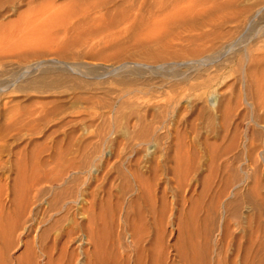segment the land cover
<instances>
[{"label":"rangeland","instance_id":"374dc122","mask_svg":"<svg viewBox=\"0 0 264 264\" xmlns=\"http://www.w3.org/2000/svg\"><path fill=\"white\" fill-rule=\"evenodd\" d=\"M263 188L264 0H0V264H261Z\"/></svg>","mask_w":264,"mask_h":264},{"label":"bare ground","instance_id":"6f19581e","mask_svg":"<svg viewBox=\"0 0 264 264\" xmlns=\"http://www.w3.org/2000/svg\"><path fill=\"white\" fill-rule=\"evenodd\" d=\"M41 9H42V8H41ZM55 11H56V10H55ZM45 13H46V12H45ZM218 151H219V149H218ZM216 155H217V154H216ZM223 157H224V156H223ZM221 158H222V157H221ZM214 159H215V157H214ZM219 159H220V158H219ZM216 160H217V158H216ZM231 161H232V160H231ZM47 170H48V169H47ZM83 170H84V167H83V166H79V167L69 166V167H68V171H67L64 175L55 178L51 184H54V182H55L56 184H59V185H60V184H64V183L66 182V180H65L64 177L67 176V175H68L69 173H71L72 171H74L72 177L69 178L68 181H67L68 184H71V183L73 182L72 180L75 178L74 175L80 173V172L83 171ZM39 174H40V173H39ZM69 175H70V174H69ZM66 178H67V177H66ZM238 178H239V177H238ZM35 179H36V178H35ZM240 179H242V178H240ZM31 180H32V179H31ZM237 180H238V179H236V181H237ZM243 180H244V179H243ZM243 180H242V181H243ZM231 181H232V180H231ZM233 181H234V179H233ZM239 181H240V180H239ZM239 181H237V182H239ZM44 182H45V181H44ZM225 182H226V181H225ZM42 183H43L42 180L37 181L36 183L33 184V186H31L32 188L30 187L32 191H30V188H29V190H28V191H29V194H27V193L25 192V195H24V197H23V199H22V203L25 204V207H26V208H25V210H24L23 212H20L19 210L14 209V212L16 213V216H17L18 218H20V220H21V218H23L24 215L27 214V213L29 214V217H28V218H30V217L34 214V210H35V209H38V207L42 206V204H45V205L48 204V206H49V203H50L51 201L48 203V199H47V198H51V197H53V199H52V204L50 203L51 207L54 206L53 203H56V202H57V203H58V202H62V204H63L60 208H58L57 206H56V208H55V206L52 207V208L49 210V212H51L52 214H55V213L57 214V212H58L59 210H62V209L65 207V205H67V204H69V203H78L79 197L81 196L79 191H77L76 193H75L74 191H73V192L70 191L71 193H69V194H66V193L64 192V193L66 194V195H64V197H63V193H62V192H60L61 197H60L59 193H58V195H56V196H55V195L52 196V195H51V194H52V191H53L52 188H50L49 190H47V189H45V188H41L40 186H41ZM228 183H229V182H228ZM232 183H233V182H232ZM234 183H235V182H234ZM237 184H238V183H236V185H235V184H234V185L237 186ZM42 186H43V185H42ZM46 186H47V185H46ZM49 186H51V185H49ZM230 186L233 187V185H231V184H230ZM256 186H257V185H256ZM261 186H262V185H261ZM51 187H52V186H51ZM61 187H63V186H61ZM237 187H238V186H237ZM262 187H263V186H262ZM227 188H228V187H227ZM235 188H236V187H235ZM238 189H239V188H238ZM263 189H264V188H263ZM230 190H232V189H229V191H230ZM227 192H228V189H227ZM236 192H237V191H236ZM227 194H228V193H227ZM231 194H232V193H231ZM233 194H234V193H233ZM222 195H223V194H222ZM235 195H236V194H235ZM224 196L227 197V195H224ZM258 196H259V195H258ZM249 199H250V198H249ZM256 199H257V201L259 202L258 197L255 198V200H256ZM57 200H58V201H57ZM260 200H261V198H260ZM262 200H263V199H262ZM252 201H253V200H252ZM17 202H21V201H17V199H15L14 202H13V204H14L15 207L18 206V203H17ZM93 202H94V201H93ZM93 202L91 203L92 207H93ZM236 202H238V201H236ZM248 202H249V200H248ZM89 203H90V202H89ZM89 203H88V204H89ZM223 203H224V202H223ZM227 203H228V202H227ZM233 203H234V202H233ZM233 203H232V205H233ZM252 203L254 204V202H252ZM252 203H251V204H252ZM260 203H261V202H260ZM262 203H264V202H262ZM78 204H79V203H78ZM235 204H236V203H235ZM239 204H240V203H239ZM244 204H245V203H244ZM253 204H252V205H253ZM55 205H56V204H55ZM89 205H90V204H89ZM225 205H226V204H225ZM228 205H229V204H227V207H228ZM232 205H231V206H232ZM252 205H251V206H252ZM257 205H259V204H257ZM260 205H261V204H260ZM263 205H264V204H263ZM263 205H262V206H263ZM221 206H222V205H221ZM262 206H261V207H262ZM224 207H225V206H224ZM232 207L234 208L235 206H232ZM238 207L240 208V206H237V208H238ZM241 207H242V206H241ZM252 207H253V206H252ZM254 207H255V206H254ZM261 207H260V209H259V206H258V209H259L260 211H261V209H262ZM48 208H49V207H48ZM83 208H86V207H83ZM230 208H231V207H229V209H230ZM237 208H236V209H237ZM256 208H257V207H256ZM256 208H254V209H256ZM209 209H210V208H209ZM224 209H225V208H224ZM64 210H65V209H64ZM212 210H213V209H212ZM225 210H227V208H226ZM230 210H232V209H230ZM233 210H234V209H233ZM241 210H242V208H241ZM241 210H240V211H241ZM222 211H223V210H222ZM234 211H235V210H234ZM256 211H257V210H256ZM262 211H263V209H262ZM12 212H13V211H12ZM209 212H212V211L209 210ZM223 212H224V211H223ZM223 212H222V213H223ZM229 212H230V211H228V213H229ZM237 212H239V211H237ZM22 213H23V214H22ZM212 213H214V211H213ZM224 213H225V212H224ZM226 213H227V211H226ZM235 213H236V212H235ZM21 214H22V215H21ZM229 214H230V213H229ZM233 214H234V212H233ZM240 214H242V212H240ZM261 214H262V213H261ZM209 215H210V214H209ZM234 215H235V214H234ZM234 215H233V216H234ZM237 215H238V214H237ZM210 216H212V215H210ZM225 216H226V215H225ZM239 216H240V215H239ZM33 217H34V216H33ZM207 217H208V216H207ZM235 217H236V216H235ZM237 217H238V216H237ZM28 218H26V219L28 220ZM122 218H123V217H122ZM209 218H210V217H209ZM221 218H222V217H221ZM239 218H241V217H239ZM222 219H223V218H222ZM33 220H34V219H33ZM254 220H255V219H254ZM28 221L31 222V220H28ZM225 221H226V220H225ZM25 222H26V221H25ZM30 222H28V223H30ZM122 222H123V221H122ZM212 222H214V221H212ZM253 222H254V221H253ZM208 224H209V223H208ZM228 224H229V223L227 222V226H228ZM250 224H252V223H250ZM93 225L95 226V224H92V225H90V227H92ZM212 225H213V223H212ZM236 225H237V224H236ZM85 226H86V225H85ZM225 226H226V223H225ZM259 226H260V225H259ZM206 227H208V226H206ZM211 227H212V226H211ZM229 227H231V226L229 225ZM229 227H228V228H229ZM83 228H84V227H83ZM83 228L81 229L82 231H84ZM85 228H86V227H85ZM226 228H227V227H226ZM231 228H232V227H231ZM231 228H230V230H231ZM87 229H88V228H87ZM93 229H94V227H93ZM124 229H125V228H124ZM221 229H222V228H221ZM221 229H220V231H221ZM91 230H92V229H91ZM94 230H95V229H94ZM94 230H93V231H94ZM209 230H210V229H209ZM211 230H213V229H211ZM211 230H210V231H211ZM223 230H225V228H223ZM227 230H229V229H226V231H227ZM232 230H233V229H232ZM207 231H208V229H207ZM213 231H214V230H213ZM220 231H219V232H220ZM226 231H225V232H226ZM211 232H212V231H211ZM211 232H210V233H211ZM227 232H228V231H227ZM233 232H234V231H232V233H233ZM83 233H84V232H83ZM85 233H86V231H85ZM85 233L83 234L84 237L87 236V235H85ZM87 233H88V231H87ZM87 233H86V234H87ZM89 233H90V235L87 236L88 239H86L87 237L84 238V239H86V241L88 240V241L90 242V243L87 242L88 244H92V242H93L94 245H95L96 242H94V240H95L96 238L93 239L94 236H92V233H91V232H89ZM95 233H96V232H95ZM207 233L210 234L209 232H207ZM212 233H213V232H212ZM212 233H211V234H212ZM222 233H224V232H222ZM230 233H231V231H230ZM66 234H67V233H66ZM93 234H94V233H93ZM208 234H207V235H208ZM218 234H220V233H218ZM234 234H235V233H234ZM242 234H243V233H242ZM256 234H257V233H256ZM69 235L71 236V233H69ZM69 235H68V237L70 238ZM81 235H82V234H81ZM225 235H226V233H225ZM210 236H211V235H210ZM215 236H216V235H215ZM220 236H221V235H220ZM230 236H231V235H230ZM232 236H233V234H232ZM236 236H237V235H236ZM259 236H260V235H259ZM73 237H74V236H73ZM81 237H82V236H81ZM208 237H209V236H208ZM212 237H213V235H212ZM225 237H226V236H225ZM228 237H229V236H228ZM228 237H226V239H225L224 237H223V238H224L225 240H227V239H229ZM240 237H241V236H240ZM240 237H239V238H240ZM245 237H246V236H245ZM71 238H72V237H71ZM74 238H75V237H74ZM74 238H73V239H74ZM78 238H79V237H78ZM206 238H207V237H206ZM221 238H222V237H221ZM231 238H232V237H231ZM231 238H230V239H231ZM235 238H237V237H235ZM249 238H250V237H249ZM67 239H68V238H67ZM84 239H82V240H84ZM119 239H120V238H119ZM119 239H118V240H119ZM138 239H139V238H138ZM138 239H137V241H139ZM208 239L210 240V238H208ZM230 239H229V240H230ZM237 239H238V238H237ZM250 239H252V237H251ZM260 239H261V238H260ZM260 239H259V240H260ZM68 240H69V239H68ZM68 240H67V241H68ZM120 240H121V239H120ZM191 240H192V239H191ZM205 240H207V239H205ZM262 240H264V239H262ZM70 241H71V239H70ZM137 241H136V242H137ZM210 241H211V240H210ZM210 241H209V242H210ZM238 241H239V240H238ZM81 242H83V241H81ZM100 242H101V241H100ZM100 242H99V244H100ZM134 242H135V241H134ZM139 242H140V241H139ZM253 242H254V241H253ZM261 242H263V241H261ZM71 243H72V242H71ZM84 243H85V242H84ZM118 243H120V242H118ZM121 243H122V242H121ZM140 243H141V242H140ZM214 243H215V242H214ZM223 243H224V241H223ZM229 243H230V242H229ZM229 243H228V244H229ZM67 244H68V243H67ZM212 244H213V243H211V246H212ZM217 244H218V243H217ZM252 244H253V243L251 242V245H252ZM256 244H257V243H256ZM261 244H264V243H261ZM261 244H260V245H261ZM94 245H93V246H94ZM100 245H101V244H100ZM122 245H123V244H122ZM136 245H138V243H136ZM186 245H187V244H186ZM215 245H216V244H215ZM215 245H214V246H215ZM220 245H221V244H220ZM222 245H223V247L225 248L224 244H222ZM246 245H247V244H246ZM64 246H65V245H64ZM101 246H102V245H101ZM114 246L117 247V245H114ZM120 246H121V245H120ZM211 246L209 245V248H210ZM218 246H219V244H218ZM226 246H228V245H226ZM229 246L231 247V245H229ZM234 246H235V245H234ZM234 246H233V247H234ZM238 246H240V244H239ZM238 246H237L236 249L241 248V247H238ZM41 247H42V246H41ZM44 247H46V246H44ZM137 247H138V246H137ZM139 247H140V246H139ZM192 247H193V245H192ZM207 247H208V246H207ZM215 247H216V246H215ZM215 247H214V248H215ZM245 247H247V246H245ZM245 247H244L243 249H245ZM65 248H66V247H65ZM65 248H64V249H65ZM95 248H98V247L96 246ZM119 248H120V247H119ZM185 248H187V247L185 246ZM212 248H213V247H212ZM260 248H261V247H260ZM260 248H259V250H258L257 252H259L260 250H262V249H260ZM41 249H43V252L46 251L43 247H42ZM46 249H47V248H46ZM55 249H56V248H55ZM120 249H121V248H120ZM136 249H137V248H136ZM216 249H217V248H216ZM220 249H221V247H220ZM246 249H247V250H245V251H248V249H250V248H246ZM44 250H45V251H44ZM47 250H48V249H47ZM65 250H66V252H67V249H65ZM118 250H119V249H118ZM118 250H117V251H118ZM121 250H122V249H121ZM137 250H138V249H137ZM179 250H180V249H179ZM185 250H187V252H189L188 249H185ZM208 250H209V249H208ZM222 250H223V249H222ZM224 250H225V249H224ZM224 250H223V251H224ZM227 250H228V248L226 249V251H227ZM239 250H240V249H239ZM250 250H251L250 257H247V258L245 257V258H246V260H245V264H252L253 262H255V264H256V261H257V260L251 262L252 259L254 258V256H253V258L251 259V254H252L253 251H252V249H250ZM41 251H42V250H41ZM62 251H63V250H62ZM62 251H61V253H62ZM101 251H102V250H101ZM119 251H120V250H119ZM119 251H118V252H119ZM138 251H139V250H138ZM214 251H215V249H214ZM234 251H235V250H234ZM237 251H238V250H236V252H237ZM66 252H64V253H66ZM98 252H99V251H97V253H98ZM112 252H113V250H112ZM127 252H128V250H127ZM134 252H136V251H134ZM134 252H133V253H134ZM142 252H144V251H142ZM142 252H140V253H142ZM180 252H181V251H180ZM208 252H211V251H208ZM215 252H216V251H215ZM239 252H240V251H239ZM239 252H238V253H239ZM262 252H263V251H262ZM262 252H261V253H262ZM45 253L47 254V253H49V251H48V252H45ZM51 253H52V252H51ZM64 253H62V259L65 258V257L63 258V254H64ZM99 253H100V252H99ZM106 253H107V252H105V255L107 256ZM128 253L130 254V252H128ZM136 253L138 254V252H136ZM136 253H135V254H136ZM140 253H139V254H140ZM182 253H183V252H182ZM195 253H196V252H195ZM221 253H222V251H221ZM224 253H225V252H224ZM240 253H241V252H240ZM253 253H254V252H253ZM103 254H104V253H103ZM112 254H113V253H112ZM112 254H110V255L113 256L114 254H113V255H112ZM129 254H128V257H129ZM131 254H132V251H131ZM137 254H136V256H137ZM189 254H190V253H189ZM189 254H188V255H189ZM208 254H209V253H208ZM212 254H213V253H212ZM217 254H218V253H217ZM222 254H223V253H222ZM226 254H227V252H226ZM242 254H243V253H242ZM65 255H66V254H64V256H65ZM105 255H102V256H105ZM117 255H119L118 258H121L120 256L122 255V253H121V254L118 253ZM181 255H182V254H181ZM188 255H187V257H188ZM209 255H210V254H209ZM209 255H207V256H209ZM215 255H216V254H215ZM234 255L236 256L237 254H234ZM238 255H239V254H238ZM244 255H245V254H244ZM244 255H243V256H244ZM254 255H255V254H254ZM259 255H260V254H259ZM60 256H61V255H60ZM98 256H99V255H98ZM98 256H97V257H98ZM185 256H186V255H185ZM189 256H190V255H189ZM191 256L193 257V255H191ZM203 256H205V255H203ZM207 256H206V257H207ZM211 256L213 257V255H211ZM240 256H241V255H240ZM243 256H242V257H243ZM72 257H73V256H72ZM99 257H100V256H99ZM109 257H110V256H109ZM130 257H131V256H130ZM130 257H129V258H130ZM132 257H133V255H132ZM146 257H147V256H146ZM146 257H145V258H146ZM181 257L184 258V254H183V256H181ZM219 257H220V255H219ZM73 258H74V257H73ZM102 258H103V257H102ZM105 258H106V257H105ZM112 258H113V257H112ZM112 258H111V259H112ZM114 258H115V257H114ZM142 258H143V257H141L140 261H139L137 264H143V263L141 262V260L143 261ZM148 258L150 259V257H148ZM185 258H186V257H185ZM197 258H200V257H197ZM207 258H208V257H207ZM209 258H210V257H209ZM209 258H208V259H209ZM213 258H214V257H213ZM225 258H227V255H226ZM256 258H257V257H256ZM256 258H255V259H256ZM263 258H264V257H263ZM47 259H48V260H47ZM62 259H60V260L62 261ZM98 259H99V258H98ZM103 259H104V258H103ZM106 259H108V258H106ZM126 259H127V256H126ZM136 259H137V258H136ZM155 259H156V258H155ZM189 259H191V258L189 257L187 260L189 261ZM194 259H195V258L193 257L192 261H193ZM200 259H204V258H200ZM208 259H207V262H208ZM215 259H216V258H215ZM223 259H224V258H222V259H220V260L223 262V261H224ZM232 259H233V258H232ZM232 259H231V260H232ZM46 260H47L46 264H54V263H55V261L52 260L51 257L46 258ZM108 260H110V259H108ZM108 260H107V261H108ZM120 260H121V259H120ZM120 260H119V261H120ZM134 260H135V259H134ZM150 260H151V259H150ZM152 260H153V259H152ZM157 260H158V259H157ZM157 260H154V262L157 261ZM187 260H186V261H187ZM197 260H198V259H197ZM213 260H214V259H213ZM231 260H230V261H231ZM234 260H236L235 257H234ZM234 260H233L232 262H234ZM239 260H240V258H239ZM243 260H244V259L242 258V262H243ZM263 260H264V259H263ZM263 260H262V261H263ZM63 261H64V260H63ZM97 261H98V260H97ZM97 261H96V262H97ZM107 261H106V262H107ZM119 261H118V262H119ZM121 261H122V260H121ZM128 261H129V260H127L126 262H128ZM132 261H133V260H132ZM146 261H147V260H146ZM148 261H149V260H148ZM166 261H167V260H166ZM188 261H187V262H188ZM190 261H191V260H190ZM192 261H191V262H192ZM215 261H216V260H215ZM225 261L227 262L228 259L225 260ZM225 261H224V264H228V263H225ZM99 262H100V260H99L97 263H99ZM106 262L103 260V263H106ZM123 262H125V259H124ZM126 262H125V264H126ZM130 262H131V261H130ZM134 262H135V261H134ZM161 262H162V261H161ZM204 262H205V261H204ZM204 262H203V263H204ZM207 262H206V263H207ZM217 262H218V261H217ZM228 262H229V261H228ZM236 262H237V261H236ZM240 262H241V261H240ZM250 262H251V263H250ZM260 262H261V261H260ZM90 263H91V262H90ZM90 263H87V262H86V264H90ZM100 263H101V262H100ZM108 263H109V262H108ZM145 263H146V262H145ZM165 263H166V262H165ZM195 263H196V262L194 261L193 264H195ZM203 263H202V264H203ZM209 263H211V262H209ZM212 263H213V261H212ZM212 263H211V264H212ZM218 263H219V262H218ZM229 263H230V262H229ZM243 263H244V262H243ZM243 263H242V264H243ZM262 263H263V262H261V264H262ZM58 264H59V263H58ZM106 264H107V263H106ZM116 264H117V263H116ZM119 264H120V262H119ZM134 264H135V263H134ZM148 264H150V263H148ZM151 264H152V262H151ZM153 264H154V263H153ZM185 264H187V263H185ZM188 264H189V263H188ZM190 264H191V263H190ZM222 264H223V263H222ZM231 264H232V263H231ZM263 264H264V263H263Z\"/></svg>","mask_w":264,"mask_h":264}]
</instances>
